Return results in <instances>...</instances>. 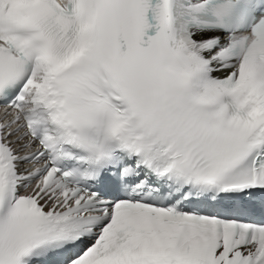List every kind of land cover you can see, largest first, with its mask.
<instances>
[{
	"label": "snow or ice",
	"instance_id": "1",
	"mask_svg": "<svg viewBox=\"0 0 264 264\" xmlns=\"http://www.w3.org/2000/svg\"><path fill=\"white\" fill-rule=\"evenodd\" d=\"M0 264H264V0H0Z\"/></svg>",
	"mask_w": 264,
	"mask_h": 264
}]
</instances>
